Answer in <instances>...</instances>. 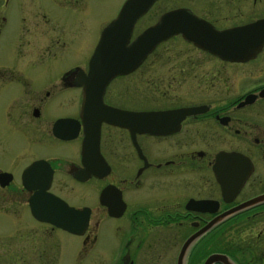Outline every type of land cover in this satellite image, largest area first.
Listing matches in <instances>:
<instances>
[{"label":"flooded vegetation","instance_id":"obj_1","mask_svg":"<svg viewBox=\"0 0 264 264\" xmlns=\"http://www.w3.org/2000/svg\"><path fill=\"white\" fill-rule=\"evenodd\" d=\"M126 1L0 0V203L26 211L0 210V264H53L60 232L72 264H264V0H130L127 43L171 31L100 90ZM52 194L86 224L32 211Z\"/></svg>","mask_w":264,"mask_h":264},{"label":"water","instance_id":"obj_2","mask_svg":"<svg viewBox=\"0 0 264 264\" xmlns=\"http://www.w3.org/2000/svg\"><path fill=\"white\" fill-rule=\"evenodd\" d=\"M129 5L130 0L123 4L117 17L106 25L102 31L101 39L95 52L96 59H94L93 66L91 65L89 76V78L93 80L91 85H94L95 80H99L100 90L108 79L114 75L130 71L137 66L153 49L158 41L171 31L170 28H166L165 26H162L161 22H158L144 29L141 33L135 36L130 43H127V38L129 37L133 21L140 13L136 10H130ZM261 22L264 23V20ZM261 29L263 31L264 27H261ZM253 30H256V28L248 27L244 30L241 29L240 31H214L213 34L229 36L232 34L231 32H234L236 35L238 32L240 36L245 38L257 37V35L253 34ZM262 37L264 38V33L259 34L260 40ZM255 44V40L254 42L252 40H245L241 45L245 48L246 46H254ZM205 45L213 51H216V49H214V43H205ZM32 211L41 217H44L45 214L43 213H46V218L53 223L72 231H77L78 227H83L86 224L88 217V209H77L53 194L50 198L49 207L45 212L38 211L33 203ZM80 217L81 220L78 224V218ZM76 221L78 226H76Z\"/></svg>","mask_w":264,"mask_h":264},{"label":"rangeland","instance_id":"obj_3","mask_svg":"<svg viewBox=\"0 0 264 264\" xmlns=\"http://www.w3.org/2000/svg\"><path fill=\"white\" fill-rule=\"evenodd\" d=\"M101 15L98 16L99 19H102L104 17L103 13H100ZM0 210L3 212H7V213H12V212H18V213H24L26 212L24 209H21L20 206H11L7 203H4L3 205H1L0 203ZM106 233L108 232L107 229H105ZM60 235H62V239L64 238L63 241V247L61 248V253H58V257L55 261V254L53 251V264H72V261L70 263L71 257H74L75 253V249L69 247V245H66L67 243H70L71 240L70 238H68V236H66V234L60 232ZM62 242V241H61ZM75 260V258L73 259V261ZM95 260L93 257V253L89 252L88 254H85V258L84 264H92V261ZM91 262V263H90Z\"/></svg>","mask_w":264,"mask_h":264}]
</instances>
